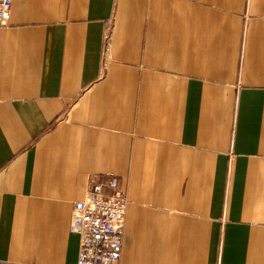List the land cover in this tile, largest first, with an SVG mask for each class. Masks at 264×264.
<instances>
[{"label": "crops", "instance_id": "crops-1", "mask_svg": "<svg viewBox=\"0 0 264 264\" xmlns=\"http://www.w3.org/2000/svg\"><path fill=\"white\" fill-rule=\"evenodd\" d=\"M112 176L120 264H264V0H13L0 264H77Z\"/></svg>", "mask_w": 264, "mask_h": 264}, {"label": "built area", "instance_id": "built-area-1", "mask_svg": "<svg viewBox=\"0 0 264 264\" xmlns=\"http://www.w3.org/2000/svg\"><path fill=\"white\" fill-rule=\"evenodd\" d=\"M13 0H0V27L10 24ZM103 192L94 184L84 200L75 202L70 232L80 237L77 264H120L129 200L116 176Z\"/></svg>", "mask_w": 264, "mask_h": 264}]
</instances>
